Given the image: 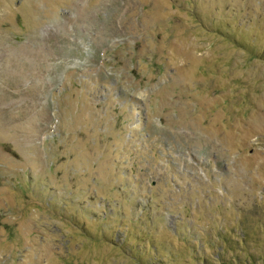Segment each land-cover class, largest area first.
I'll list each match as a JSON object with an SVG mask.
<instances>
[{"label":"rangeland","instance_id":"374dc122","mask_svg":"<svg viewBox=\"0 0 264 264\" xmlns=\"http://www.w3.org/2000/svg\"><path fill=\"white\" fill-rule=\"evenodd\" d=\"M0 264H264V0H0Z\"/></svg>","mask_w":264,"mask_h":264}]
</instances>
